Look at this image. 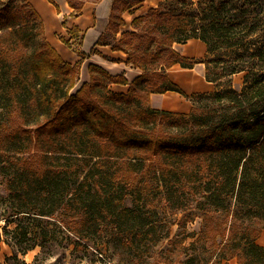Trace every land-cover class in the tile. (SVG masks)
Segmentation results:
<instances>
[{"label":"trees","instance_id":"trees-1","mask_svg":"<svg viewBox=\"0 0 264 264\" xmlns=\"http://www.w3.org/2000/svg\"><path fill=\"white\" fill-rule=\"evenodd\" d=\"M66 1L77 16L89 0ZM142 1L112 0L114 34ZM130 24L115 44L103 31L94 45L123 51L142 72L129 81L90 62L89 81L73 90L88 54L65 60L29 0H0V244L13 258L39 246L29 264L62 242L71 253L82 246L88 264L110 249L122 264H172L156 249L182 213L178 223L200 218L190 248L201 250L181 264H264V0H163ZM192 38L214 57L174 47ZM195 62L215 87L188 96L167 70ZM166 91L188 96L189 111L149 104Z\"/></svg>","mask_w":264,"mask_h":264},{"label":"rangeland","instance_id":"rangeland-1","mask_svg":"<svg viewBox=\"0 0 264 264\" xmlns=\"http://www.w3.org/2000/svg\"><path fill=\"white\" fill-rule=\"evenodd\" d=\"M50 5H53V3L49 2L46 0ZM54 3L57 5L58 10L54 6V14L52 16L53 23H56V26H51L47 28V33L51 34L52 39H48L47 33L45 30V35L48 41L54 46V40L59 41V43L62 45V49H57L60 55L67 61H70L74 63L77 61L80 56L76 54L75 50L79 49L85 52V54H88L87 57H85L80 65V73H79V79L77 80L73 90L77 89L81 83L84 81H89L90 79V74H89V69H88V64L90 63L89 57L93 55L95 51H97V47L95 45H90L86 47V49L82 48V43L84 36L86 34V30L82 29L80 30H73V38L72 35L67 32L65 33L63 27L68 28L67 26H62V22L64 21L66 24V18L67 16L64 15V10L65 7L62 5V1L66 0H53ZM103 1V0H98V1H85V5H87V8H92L93 6L95 7L96 3ZM160 1L163 0H156L154 4H147L144 2V0L138 4H135L132 8L133 11L130 13L129 10H126L121 14V18L124 21V24H121L119 26L120 31L117 34H114V30L116 28V23L118 22V19L113 20V25L110 26L108 25V20H109V15L107 18V23L103 32L102 37L100 38L101 41L103 42H108L111 44H115L117 39L120 36V33L122 30L125 29H133L131 27V19L140 14H145L149 8L156 6ZM67 2V1H66ZM103 2L106 3L105 6L110 8L111 12V5H112V0H104ZM83 4V6H84ZM109 12V13H110ZM81 13V12H80ZM93 16H98V12H95V10L92 12ZM53 25V24H52ZM70 28V27H69ZM60 36H62L65 40H68L71 42V47H68L64 42L60 40ZM197 41L199 39H190L187 40L185 43H175L174 47L179 51L182 55H185L187 57H190L193 60H203L206 56L209 57H214L212 54H208L206 52V47L204 46V49L201 48V46H197ZM202 42V41H201ZM190 43V48H192V51L190 54H185V47ZM91 48H93L95 51H91ZM126 54V53H125ZM127 58V54H126ZM126 62V60H125ZM93 63V62H92ZM127 64V63H126ZM131 65V64H130ZM133 66V65H132ZM135 67V66H133ZM192 69H197L202 76V80L204 81V87L201 89H193L190 91H187L182 84L178 82V75L182 73H186L188 71H191ZM141 71V69H140ZM142 72V71H141ZM140 72V73H141ZM168 75L170 78L177 83L180 88L183 90V92L186 95H190L195 92H207L211 91L215 87V83L209 82L205 80L204 77V63L203 62H195L193 67L191 68H185L181 67L179 64H175L172 67H170L168 70ZM139 73V74H140ZM138 74V75H139ZM116 75H121V74H116ZM123 75V74H122ZM133 79V78H132ZM131 79V80H132ZM242 80V74H236L234 75L233 82L234 83H241ZM130 81V80H129ZM111 85V84H110ZM127 85V84H126ZM110 87V86H109ZM112 87V85H111ZM128 88V85H127ZM111 90L115 92H120L117 91V89H112ZM127 91V89H126ZM125 91V92H126ZM124 92V93H125ZM185 95H182L179 92L176 91H166L164 93H151L149 94V104L158 109H166V110H172V111H178V112H188L190 107H191V99ZM168 101H176L177 104L172 105L168 104ZM0 178H3L2 175H0ZM0 192H4L3 185H0ZM190 194V192H186V195ZM182 216V213L177 214L176 216V223L171 225L170 227V236L168 239L161 241V243L158 244L157 249H156V257L159 259H163L165 257L170 258L172 256V264H181V260L187 258L190 255V252H192V248H196L197 250H201L197 245L193 246L190 248V241H192L198 234L199 228H200V218H195L194 220L190 221L187 220L182 224L181 222L178 223L179 218ZM1 225L2 221H0V232H1ZM12 226V225H11ZM10 226V227H11ZM193 233V234H192ZM217 241H219V237H217ZM211 240L206 241V247H210L209 250H212L214 246L211 244ZM256 242L262 246H264V228L261 230L260 235L256 239ZM4 242H1L3 244ZM73 244L71 243H66L62 242L61 245L59 243H55L54 245H50L49 249L52 251L50 252L51 255L43 259L41 262L36 261L34 264H88V259L85 257V253L83 252V247L78 246L77 247V252L76 253H71L70 250L73 248ZM40 247L35 246L34 248V253L32 257H27V259H24V255H21L18 253L17 258L11 257L12 255V250L11 253L5 254L2 258V261H0V264H23V261L25 264H29L33 261V257L35 254L39 253ZM81 255L83 258H81ZM8 256V257H7ZM113 258V259H112ZM28 260V261H27ZM109 263H108V262ZM94 261H91L89 264H122L118 262V255L112 254V250H106L105 253V259L104 262H99L95 261L96 263H93ZM159 264H169L165 262H160ZM207 264H211V262H208ZM220 264H241L236 257H231L229 259H222Z\"/></svg>","mask_w":264,"mask_h":264},{"label":"crops","instance_id":"crops-1","mask_svg":"<svg viewBox=\"0 0 264 264\" xmlns=\"http://www.w3.org/2000/svg\"><path fill=\"white\" fill-rule=\"evenodd\" d=\"M34 7L38 10L40 13L44 28L47 33V26H56V23H53L51 13L47 12V22L43 17V14L40 12V10L37 8L36 4L43 3L42 0H29ZM47 2L46 0H44ZM104 1V0H103ZM100 1L96 3L95 7L87 8L84 4V6L81 9V13L77 16H70L69 13L72 11V8L68 6L66 1H62V5L65 7L64 15L67 16L66 20V26L72 27L73 25L77 26V28L81 31L82 29L86 30V34L83 39L82 48L86 49V47L90 45H93L94 42L97 40L99 35L104 31L108 15L110 14V8L105 6L106 3ZM51 6V7H50ZM50 11L51 8L54 10V6L50 5ZM95 10V12H98V16H93L92 12ZM53 24V25H52ZM63 26V25H62ZM65 33L68 32L67 28L63 27ZM190 40V39H189ZM188 48L190 47V43L187 45ZM97 47V51L93 53L92 56L89 57V62H93L104 69H106L110 74L116 75V74H123V76L127 80H131L135 76H137L141 71L138 67H133L130 64H126V54L121 50H114L112 49L111 45L109 44H103V45H95ZM112 85V87H111ZM110 85V88L117 89V91L125 92L127 89L126 84H116L112 83ZM34 251L33 249L28 250L24 254V259H27V257H32L33 254H30ZM11 253V247L6 244H0V261H2V258L5 254ZM28 261V260H27Z\"/></svg>","mask_w":264,"mask_h":264},{"label":"bare ground","instance_id":"bare-ground-1","mask_svg":"<svg viewBox=\"0 0 264 264\" xmlns=\"http://www.w3.org/2000/svg\"><path fill=\"white\" fill-rule=\"evenodd\" d=\"M43 3L36 4L37 8L40 10V12L43 14L44 19L47 22V12L51 13V16L54 14L53 8H51L50 11V4L48 2H45L42 0ZM147 4H154L156 0H144ZM50 6V7H49ZM49 28V26H47ZM48 39H52L51 34L47 33ZM54 40V46L58 49H62V45L59 43V41ZM197 46H201V48L204 49L205 44L201 42L200 40L197 41ZM192 51V48H188V46L185 47V54H190ZM202 73H200L197 69H192L191 71H188L186 73H182L178 75V82L184 86V88L187 91L193 90V89H201L204 87V81L202 80ZM168 104L175 105L177 104L176 101H168Z\"/></svg>","mask_w":264,"mask_h":264}]
</instances>
